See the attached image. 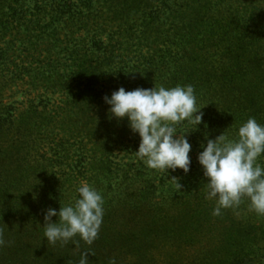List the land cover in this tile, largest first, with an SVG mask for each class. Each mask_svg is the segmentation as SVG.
<instances>
[{
  "label": "trees",
  "instance_id": "obj_1",
  "mask_svg": "<svg viewBox=\"0 0 264 264\" xmlns=\"http://www.w3.org/2000/svg\"><path fill=\"white\" fill-rule=\"evenodd\" d=\"M18 84L37 92L20 111L4 102L5 91ZM189 84L203 113L196 130L188 123L179 129L188 132L189 143L206 145L224 131L236 138L250 117L264 125V0H0V206L20 207L11 203L8 191L20 192L28 176L16 161L13 176L21 177L20 187L12 185L6 163L37 146L25 138L29 133L53 152L41 158L47 161L44 170L50 168L54 192L88 175L104 200L102 224L90 245L79 236L66 244L48 243L40 221L39 235L16 231L11 249L38 247L48 264H79L83 252L89 264H112L119 235H152V243L191 248L187 264H263L264 215L253 211L246 221L235 218L250 208L247 198L212 215L216 203L206 199L200 165L191 163L187 174L179 169L178 176L169 172L167 179H151L137 189L141 176L153 169L139 160L119 170L111 160L116 144L133 142L131 135L138 134L127 119L110 117L105 96L120 87ZM104 110L109 125L103 128L99 112ZM70 150L77 159L66 173H56L54 165L68 161ZM258 162L264 166V155ZM30 213L19 211L18 218L25 216L33 228L35 214L36 224L40 218L36 210ZM12 217L16 223L13 213L0 209L3 235L2 224ZM137 218L145 219L139 222L142 229L127 227ZM139 258L124 262L148 264ZM176 259L164 264H181Z\"/></svg>",
  "mask_w": 264,
  "mask_h": 264
},
{
  "label": "clouds",
  "instance_id": "obj_2",
  "mask_svg": "<svg viewBox=\"0 0 264 264\" xmlns=\"http://www.w3.org/2000/svg\"><path fill=\"white\" fill-rule=\"evenodd\" d=\"M103 99L109 106L110 117L117 121L127 119L130 131L138 134L140 143L135 154L148 168L165 175L168 170L180 169L185 174L190 171L188 132L179 129L188 123L195 125L196 130L202 122L203 113L197 108L192 85H154L132 91L120 87ZM201 147L197 162L207 180L206 199L216 203L212 215L238 207L244 198L249 201L250 210L264 215V166L258 162L264 155V125L250 117L238 128L236 138L224 131ZM170 181L178 189L182 187L177 177ZM76 192L74 203L61 205L58 212L47 209L43 229L48 243L66 244L79 236L90 245L97 238L104 214L103 196L87 181H81ZM53 217H57L55 222ZM4 244L0 238V246ZM87 253L81 254L79 264H89Z\"/></svg>",
  "mask_w": 264,
  "mask_h": 264
},
{
  "label": "rangeland",
  "instance_id": "obj_3",
  "mask_svg": "<svg viewBox=\"0 0 264 264\" xmlns=\"http://www.w3.org/2000/svg\"><path fill=\"white\" fill-rule=\"evenodd\" d=\"M27 87L23 86L22 84H18L15 87H13L11 90H7L4 93V102L6 104H11L14 106L15 109L18 111L24 109L27 106L28 99L35 98L37 95V92H31L28 93ZM37 98V97H36ZM58 95H55L52 97V100L54 102L58 103ZM18 113V112H17ZM99 118L100 121H103V125L101 127H106V125H109V118H108V112L106 110L99 112ZM180 131V130H179ZM22 137V135H21ZM28 139H31L29 144L30 146L36 143L37 146H34L31 148H26L22 151V153L12 159L11 161L6 163L7 168L6 171L9 169V172L7 173L10 177L11 184L18 185L20 187V184L17 180V178H21L16 175V161L21 163L23 166V176H28L27 179H23L24 185L22 186V190L20 192L15 191L14 189H9L8 193L10 195V198H13L11 203H15L16 205H20V207H17V211L12 206H7L8 208H5L6 205L3 204L0 206V209L5 210L6 212L13 213L14 217H17V222L14 223L13 217L8 218V221L2 224V226L5 224V234L3 235V231L0 230V238H2L5 241V244L3 246H0V264H48L46 261L49 259H45V256H42V251L38 249V247L26 246L22 251L14 250V248L11 249V245L13 246L11 241V236L15 234L16 231L19 232H28L32 231L34 235H39V231L41 229L40 221H43L44 224V215L49 208L55 209L57 212L59 211L61 205H67L74 203V198L77 196L76 189L80 185L81 181H87L89 184V177L86 175L84 178H81L79 175V178L75 179L74 181L68 180L63 185L58 187V190L54 192L52 186L50 185L51 182L50 177L48 176V173L50 171V168L47 170H44L43 166L44 163L47 161H43V158H41V155H45V157L50 158L53 157V152L49 150V146L47 145L46 141L39 140V136L36 133H29L27 135ZM131 138L134 140L130 143L125 144H116V150L114 152V156L111 157V160H113L114 164H116L117 168L119 170H124L128 168V165H131V163L136 164L139 162V160L143 161L141 158H139L135 152L138 150V146L140 143V138L138 135H131ZM25 143L28 140H23ZM28 144V143H26ZM28 144V145H29ZM191 151L189 153L191 163L194 165H199L197 162V156L198 154L203 150L201 145H196L194 142H191ZM204 145V144H203ZM206 146V145H205ZM74 150H70L69 152V160L64 161L63 163L54 165V171L58 174L66 173L69 169V165H73V161L76 160V156L73 155ZM41 164V166H39ZM126 165V166H125ZM37 166H39L37 168ZM45 166H47L45 164ZM150 168H148L149 170ZM154 172L148 173L147 171L145 174H143L142 182H140L137 185V189L140 187L143 188L145 185L149 184L150 180H154L158 183L160 179H167L168 173L172 172L174 176H178L179 169H177L175 172L168 170V173L165 175L163 171L160 170H153ZM134 173V172H133ZM19 174V175H21ZM118 175H120L118 173ZM118 182V178H114L112 180V187H115ZM147 182V184H145ZM108 184V183H107ZM106 184V185H107ZM91 185V184H90ZM30 199H33V203L29 202ZM26 200V201H25ZM30 203L29 206L25 205ZM24 210L26 212L25 215L29 214L30 212H33L34 210L37 211V215H39V223L36 224V214L35 219L31 221L32 226L35 225V227L28 228V225L26 224V220L24 219L25 216L18 218L19 211L24 215ZM253 211L250 210V208H245L244 212L242 213H235V218L239 220L246 221L247 218L252 217ZM31 216H33V213H30ZM257 217H260L257 215ZM32 219V218H30ZM56 217H53V222L55 221ZM258 219V218H257ZM144 218H137L135 223H132L129 226H133V230L139 231L142 229L143 225L142 222L144 221ZM16 221V220H15ZM258 221V220H257ZM130 223V222H129ZM264 224V223H263ZM262 224V225H263ZM43 228V227H42ZM152 236V235H151ZM148 237L145 238L143 236H132L129 234H121L119 235L118 243L115 244L113 247V255L117 258V261H114L115 264H125L124 261L127 262H134L139 257L141 261V256L144 257L143 260L148 264H164L166 261L171 260L172 257L179 258L178 260L181 264H187L190 256H191V248L183 247L182 245H177L176 248H171V246L167 245L163 242H153L152 238ZM153 237V236H152ZM141 240V241H140ZM146 240V241H145ZM36 243L37 241L34 240ZM140 242V243H137ZM10 243V246H9ZM137 243V244H135ZM39 244V243H37ZM138 249V250H137ZM45 255V254H44ZM263 264H264V258H263Z\"/></svg>",
  "mask_w": 264,
  "mask_h": 264
}]
</instances>
